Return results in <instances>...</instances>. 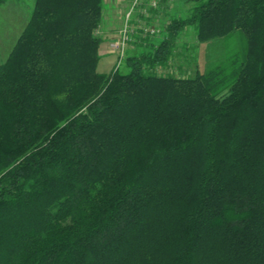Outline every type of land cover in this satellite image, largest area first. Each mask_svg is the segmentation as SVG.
<instances>
[{
    "label": "trees",
    "instance_id": "16d2710c",
    "mask_svg": "<svg viewBox=\"0 0 264 264\" xmlns=\"http://www.w3.org/2000/svg\"><path fill=\"white\" fill-rule=\"evenodd\" d=\"M190 2L103 75L104 0H34L0 65V264H264V0ZM188 28L244 48L159 74Z\"/></svg>",
    "mask_w": 264,
    "mask_h": 264
},
{
    "label": "rangeland",
    "instance_id": "374dc122",
    "mask_svg": "<svg viewBox=\"0 0 264 264\" xmlns=\"http://www.w3.org/2000/svg\"><path fill=\"white\" fill-rule=\"evenodd\" d=\"M111 0H107L110 4ZM34 0H7L0 5V65L3 64L15 43L23 32ZM112 10L104 23V34L101 26L97 31L103 40L99 47V60L96 71L99 74L110 75L115 71H128L126 59L150 50L151 44L157 45L164 38V27L173 19L187 18L191 7L190 0H112ZM107 6L104 5V8ZM141 8V9H140ZM144 10L146 15H138ZM107 15V13H105ZM131 31L130 41L125 48L123 58L118 60L117 53H110L111 36L116 37L125 26ZM154 29V35L145 34L144 29ZM108 35V36H107ZM244 41L238 36L226 38L221 42L198 43L194 29H186L179 37L175 53L168 67L159 74H169L175 77H191L195 72L203 73L218 59L227 58L231 52L243 50ZM100 50L102 53H100Z\"/></svg>",
    "mask_w": 264,
    "mask_h": 264
},
{
    "label": "built area",
    "instance_id": "2783aa9c",
    "mask_svg": "<svg viewBox=\"0 0 264 264\" xmlns=\"http://www.w3.org/2000/svg\"><path fill=\"white\" fill-rule=\"evenodd\" d=\"M146 32H148L149 34H153L154 30L146 29ZM130 34H131V31H129L128 27L125 24L123 29L119 31L118 36L112 38L109 44V48H110L109 52L117 53L119 56L118 57L119 62L123 58L124 53H125V48L127 47L130 41Z\"/></svg>",
    "mask_w": 264,
    "mask_h": 264
},
{
    "label": "crops",
    "instance_id": "0c3cea01",
    "mask_svg": "<svg viewBox=\"0 0 264 264\" xmlns=\"http://www.w3.org/2000/svg\"><path fill=\"white\" fill-rule=\"evenodd\" d=\"M111 3H112V0H111V2H110V4H108L107 3V0H104V5H106L107 7L106 8H104V10H103V18H104V21H106V19H108V14H109V12H110V10H112L113 8H112V5H111ZM141 9V8H140ZM105 13H107V15H105ZM146 12L144 11V10H141L140 11V13H138V15H146L145 14ZM103 25H104V23H102V26H101V34H104V28H103ZM105 35V34H104ZM108 36V35H107ZM115 37V36H114ZM114 37H112L111 36V39L112 38H114ZM100 53H102V51L100 50Z\"/></svg>",
    "mask_w": 264,
    "mask_h": 264
}]
</instances>
